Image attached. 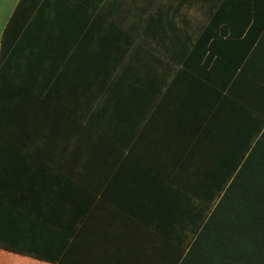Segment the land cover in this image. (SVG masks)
<instances>
[{
	"label": "crops",
	"instance_id": "obj_1",
	"mask_svg": "<svg viewBox=\"0 0 264 264\" xmlns=\"http://www.w3.org/2000/svg\"><path fill=\"white\" fill-rule=\"evenodd\" d=\"M155 3L180 1L0 0V264H53L35 255L57 254L65 264L177 263L178 243L119 206L128 204L121 183L135 180L128 171L139 162L159 170L169 166L157 162L165 156L173 165L197 128L201 142H211L220 120L210 123V114L226 110L213 103L210 85L176 67L123 157L108 141L96 144L89 126L119 70L104 64L106 55H121L127 38L163 54L147 17ZM192 3L198 9L201 1ZM197 12L188 17L192 33ZM121 166L124 176H117Z\"/></svg>",
	"mask_w": 264,
	"mask_h": 264
},
{
	"label": "trees",
	"instance_id": "obj_2",
	"mask_svg": "<svg viewBox=\"0 0 264 264\" xmlns=\"http://www.w3.org/2000/svg\"><path fill=\"white\" fill-rule=\"evenodd\" d=\"M179 1L155 3L147 16L163 54L141 48L144 39L127 38L121 55L105 56L104 64L119 70L89 126L99 134L96 144L108 141L123 157L176 67L210 85L214 102L226 110L215 115L216 127L232 133L215 166L189 186L142 162L131 165L128 176L138 181L121 183L128 204L119 206L179 244L176 264H264V0H199L201 20L193 33L194 0ZM137 17L145 18L144 9L137 8ZM117 176H124L123 166ZM59 257L35 255L65 264Z\"/></svg>",
	"mask_w": 264,
	"mask_h": 264
},
{
	"label": "rangeland",
	"instance_id": "obj_3",
	"mask_svg": "<svg viewBox=\"0 0 264 264\" xmlns=\"http://www.w3.org/2000/svg\"><path fill=\"white\" fill-rule=\"evenodd\" d=\"M197 7L192 6V9L189 12V17L191 18L193 15H197ZM182 76L185 75L187 77V74L184 72H181ZM180 74V75H181ZM179 79V77H178ZM177 77L175 78V81H173L171 84H175L176 80H178ZM171 85V86H172ZM207 88V87H205ZM172 89V88H169ZM209 88L206 89V91H208ZM172 90H168V94L169 92ZM212 93V92H211ZM213 103L214 102V98H213ZM216 110V109H215ZM217 111V110H216ZM216 121L217 118H214L213 113L210 114V123H212V121ZM155 125V124H154ZM154 125L149 129L150 131L148 132V134L144 135L142 137V143H140V141H138L137 145L140 143L145 145L147 143V139L152 136L151 135V131L154 127ZM195 129V127H194ZM193 129V130H194ZM204 130V129H203ZM225 130V129H224ZM205 131V130H204ZM200 131L197 128V131H194V135L189 136V140L190 143L185 144L184 145H180L181 149L179 150V153L177 154V162H173V165L171 160L172 158H170L169 161H163L164 157L162 158L161 161H157L160 163V166L162 165H169L167 167L164 168H160L159 170L166 176H169L171 178H173L174 181L178 182V183H184L186 185H195L197 182L201 181V179H203L205 177V172H209V170H211L214 166L216 161L218 160V155L221 153L220 149H222L224 146H226V144L228 143L227 137L228 135L232 134L230 132V130L225 131L224 133H221V135L219 134V128L216 127V130L210 134L208 133V139L211 142H201V139L203 138V136L200 135L199 133ZM228 134V135H227ZM194 137V139H193ZM183 141V140H182ZM195 143V144H193ZM206 143V144H205ZM191 144H193L191 146ZM196 145V146H195ZM182 151V152H181ZM172 152V151H171ZM169 159V157H165V160ZM188 160H192L188 161ZM188 163H197V166H193V167H188L185 165H188ZM199 164L201 166H199ZM192 174V175H191ZM190 183V184H187Z\"/></svg>",
	"mask_w": 264,
	"mask_h": 264
}]
</instances>
